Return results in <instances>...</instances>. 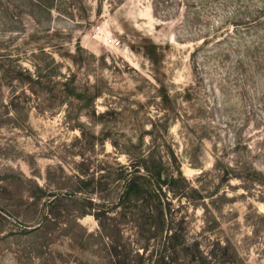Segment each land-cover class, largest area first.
I'll list each match as a JSON object with an SVG mask.
<instances>
[{"label":"rangeland","instance_id":"rangeland-1","mask_svg":"<svg viewBox=\"0 0 264 264\" xmlns=\"http://www.w3.org/2000/svg\"><path fill=\"white\" fill-rule=\"evenodd\" d=\"M44 1L0 0V264H264V0Z\"/></svg>","mask_w":264,"mask_h":264},{"label":"trees","instance_id":"trees-1","mask_svg":"<svg viewBox=\"0 0 264 264\" xmlns=\"http://www.w3.org/2000/svg\"><path fill=\"white\" fill-rule=\"evenodd\" d=\"M38 2L42 7L50 8L53 3L48 4L45 3L44 0H35ZM55 2V0H52ZM162 178L161 173H155L153 170L147 169V174L145 175L144 179L146 180L144 183L139 182L136 180L135 177L130 178L126 182V187L122 195H124L123 199H130L133 195L135 196L137 201L144 202V206L148 208L146 212V220L150 225V231L153 230L155 227L162 229V230H172L174 228L175 222H178V217L174 213L171 203L168 202V199L161 194L162 188L158 186V182ZM146 186V189L144 187ZM121 195V196H122ZM98 219L100 217H97ZM156 229V228H155ZM99 235V234H97ZM106 238L111 241L106 242L104 239V244L106 245L110 254L111 258L109 259V264H133L132 260L129 258H125L126 260H122L118 258V254L116 253V247L111 239V235L109 233H105L101 231L100 238ZM176 238V234L172 233L171 235H167L166 241H170ZM170 247L166 248V253L160 255L155 261L154 264H196L200 262L201 264H208L207 259L203 256L200 249L197 250L200 252V259H196V254L193 251L192 246H188V243L184 237L176 238V244L169 245ZM176 248H182L178 251ZM171 250V251H170ZM169 251V252H168ZM130 252L125 249L123 255L129 254ZM120 255V254H119Z\"/></svg>","mask_w":264,"mask_h":264}]
</instances>
